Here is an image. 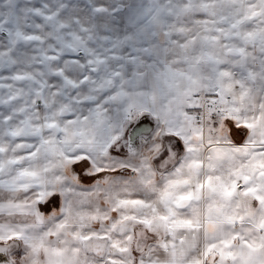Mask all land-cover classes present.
Returning a JSON list of instances; mask_svg holds the SVG:
<instances>
[{"label": "snow or ice", "instance_id": "snow-or-ice-1", "mask_svg": "<svg viewBox=\"0 0 264 264\" xmlns=\"http://www.w3.org/2000/svg\"><path fill=\"white\" fill-rule=\"evenodd\" d=\"M0 264H264V0H0Z\"/></svg>", "mask_w": 264, "mask_h": 264}, {"label": "rangeland", "instance_id": "rangeland-1", "mask_svg": "<svg viewBox=\"0 0 264 264\" xmlns=\"http://www.w3.org/2000/svg\"><path fill=\"white\" fill-rule=\"evenodd\" d=\"M98 3H104V4H107V3H117L119 2V0H97ZM129 0H124V3H128Z\"/></svg>", "mask_w": 264, "mask_h": 264}]
</instances>
